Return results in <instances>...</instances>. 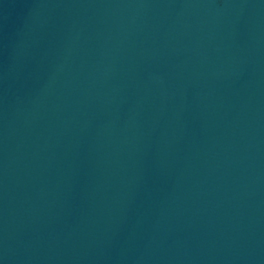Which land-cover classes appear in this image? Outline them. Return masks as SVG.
Here are the masks:
<instances>
[{"label":"water","instance_id":"1","mask_svg":"<svg viewBox=\"0 0 264 264\" xmlns=\"http://www.w3.org/2000/svg\"><path fill=\"white\" fill-rule=\"evenodd\" d=\"M0 264H264V0H0Z\"/></svg>","mask_w":264,"mask_h":264}]
</instances>
